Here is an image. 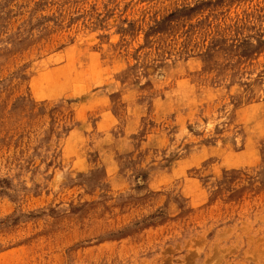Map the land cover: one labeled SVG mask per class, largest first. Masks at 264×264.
<instances>
[{"label": "rangeland", "instance_id": "rangeland-1", "mask_svg": "<svg viewBox=\"0 0 264 264\" xmlns=\"http://www.w3.org/2000/svg\"><path fill=\"white\" fill-rule=\"evenodd\" d=\"M143 263L264 264V0H0V264Z\"/></svg>", "mask_w": 264, "mask_h": 264}, {"label": "bare ground", "instance_id": "bare-ground-1", "mask_svg": "<svg viewBox=\"0 0 264 264\" xmlns=\"http://www.w3.org/2000/svg\"><path fill=\"white\" fill-rule=\"evenodd\" d=\"M244 222H245V221H244ZM250 226H251V225H250ZM243 237H244V236H243ZM262 240H263V239H262ZM262 240H261V241H262ZM259 242H260V241H259ZM262 252H263V251H262ZM209 259H210V258H209ZM144 262H145V261H144ZM143 264H144V263H143Z\"/></svg>", "mask_w": 264, "mask_h": 264}]
</instances>
